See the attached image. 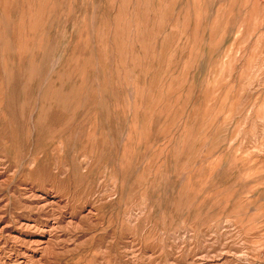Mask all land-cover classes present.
<instances>
[{
	"label": "rangeland",
	"instance_id": "obj_1",
	"mask_svg": "<svg viewBox=\"0 0 264 264\" xmlns=\"http://www.w3.org/2000/svg\"><path fill=\"white\" fill-rule=\"evenodd\" d=\"M0 264H264V0H0Z\"/></svg>",
	"mask_w": 264,
	"mask_h": 264
}]
</instances>
